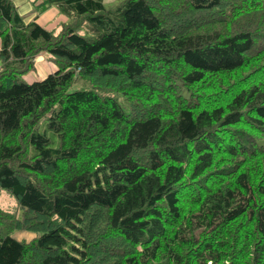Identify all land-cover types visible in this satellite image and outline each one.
Returning a JSON list of instances; mask_svg holds the SVG:
<instances>
[{
  "label": "trees",
  "instance_id": "obj_1",
  "mask_svg": "<svg viewBox=\"0 0 264 264\" xmlns=\"http://www.w3.org/2000/svg\"><path fill=\"white\" fill-rule=\"evenodd\" d=\"M50 6L0 0V264H264V0Z\"/></svg>",
  "mask_w": 264,
  "mask_h": 264
},
{
  "label": "rangeland",
  "instance_id": "obj_2",
  "mask_svg": "<svg viewBox=\"0 0 264 264\" xmlns=\"http://www.w3.org/2000/svg\"><path fill=\"white\" fill-rule=\"evenodd\" d=\"M122 0H104L105 6L107 8L114 7L118 5ZM81 34H84L83 32ZM47 65V67L45 66ZM56 65L53 61L49 60L47 54H39L35 58V68L24 76L27 82L34 81L33 79H42L49 72H51ZM0 206L3 209L9 210L11 212H17L20 214V209L18 207L16 199L10 195L6 190H0ZM13 237L21 241L31 242L36 234L31 231H15L12 234Z\"/></svg>",
  "mask_w": 264,
  "mask_h": 264
},
{
  "label": "crops",
  "instance_id": "obj_3",
  "mask_svg": "<svg viewBox=\"0 0 264 264\" xmlns=\"http://www.w3.org/2000/svg\"><path fill=\"white\" fill-rule=\"evenodd\" d=\"M12 1L15 4L19 14L24 18V21L26 23L35 20L37 23L44 26L48 30L59 31L62 28V25L68 21L67 18L62 13H60L59 10L54 6H50L42 12H38L39 5L43 3L45 0H12ZM0 47H1V40H0ZM45 66L47 67V65ZM55 69L56 67H54V69L51 72L55 71ZM33 80L36 81L37 79H33Z\"/></svg>",
  "mask_w": 264,
  "mask_h": 264
}]
</instances>
